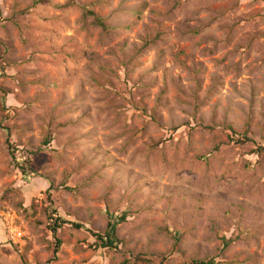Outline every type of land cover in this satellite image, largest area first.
<instances>
[{"label": "rangeland", "instance_id": "rangeland-1", "mask_svg": "<svg viewBox=\"0 0 264 264\" xmlns=\"http://www.w3.org/2000/svg\"><path fill=\"white\" fill-rule=\"evenodd\" d=\"M196 260L264 264V0H0V264Z\"/></svg>", "mask_w": 264, "mask_h": 264}, {"label": "trees", "instance_id": "trees-1", "mask_svg": "<svg viewBox=\"0 0 264 264\" xmlns=\"http://www.w3.org/2000/svg\"><path fill=\"white\" fill-rule=\"evenodd\" d=\"M235 132V131H233ZM245 140H248V138L245 139H237L238 142H243ZM50 143L49 139L46 141L45 144ZM29 162V161H28ZM25 165H22L20 168L24 174V176H27L29 171L32 170L31 167H24ZM29 166V165H28ZM35 172V171H32ZM126 214H123L121 217H119V220L123 221L126 220ZM65 224H71L75 228H84V225L80 222L75 221H69L67 219L56 217L54 223L51 225V228L53 232L56 234L58 231V228L64 226ZM117 224L118 222H109L106 230L104 232H94L93 236L97 239L96 244L103 247V248H114L116 243L120 241L118 235H117ZM62 244L61 239H57L56 241V247H55V254L59 251ZM192 264H215L214 260H208V261H193Z\"/></svg>", "mask_w": 264, "mask_h": 264}, {"label": "built area", "instance_id": "built-area-1", "mask_svg": "<svg viewBox=\"0 0 264 264\" xmlns=\"http://www.w3.org/2000/svg\"><path fill=\"white\" fill-rule=\"evenodd\" d=\"M17 235V234H16ZM16 235H15V233H11V237L12 238H16Z\"/></svg>", "mask_w": 264, "mask_h": 264}]
</instances>
